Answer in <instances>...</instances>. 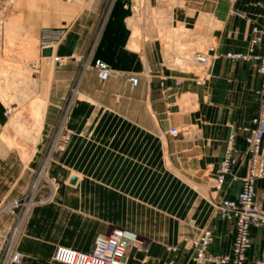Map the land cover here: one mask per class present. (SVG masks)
I'll return each mask as SVG.
<instances>
[{
    "label": "crops",
    "instance_id": "crops-1",
    "mask_svg": "<svg viewBox=\"0 0 264 264\" xmlns=\"http://www.w3.org/2000/svg\"><path fill=\"white\" fill-rule=\"evenodd\" d=\"M132 1L113 0L101 22L97 12H81L55 48L60 63L44 60L37 66L35 96L46 102L45 119L53 120L63 105L58 86L66 89L77 81L81 97L68 123H41L30 159L38 172H27L17 160L18 172L11 176L8 151L0 155V207L9 204L11 194H24L32 179L41 183L33 194L38 201L20 223L14 247L22 258L14 264H54L56 246L90 251L96 235L114 228L131 234L126 264H192L190 240L204 229L212 234L209 254L230 255L233 224L220 219L212 204L236 196L246 162L226 176L220 189L214 176L232 132L236 148L244 150L246 133L237 128L250 126L256 114L260 75L256 60H230L224 54L247 51L252 27L263 20L264 0H176V9L168 11L169 26L193 20L196 36L202 34L203 18L210 23L206 37L218 57L201 84L194 71L175 66L184 50L175 46H183L184 37L178 42L174 36L180 33L165 27L167 41L161 42L153 28L128 21L135 17L127 9ZM93 59L110 66L113 73L106 80L97 79ZM85 61L90 66L83 70ZM128 74L138 77L137 85L127 82ZM181 94L190 95L205 122L192 125L194 115L181 108ZM180 120L189 121L190 133L180 129L173 137L165 132L179 130ZM51 132L58 133L49 145ZM62 132H68L66 140ZM255 200L264 213L261 180ZM7 215L0 210V221L5 219L0 249L7 243ZM262 255L264 225L253 226L244 264Z\"/></svg>",
    "mask_w": 264,
    "mask_h": 264
},
{
    "label": "rangeland",
    "instance_id": "rangeland-1",
    "mask_svg": "<svg viewBox=\"0 0 264 264\" xmlns=\"http://www.w3.org/2000/svg\"><path fill=\"white\" fill-rule=\"evenodd\" d=\"M112 1L0 0V155L3 150L4 152L8 151L11 176H15L18 172L19 163L17 160H21L20 165L26 168L27 172L31 171L30 169L36 170L33 169L34 164L30 162V159L34 151V144L39 137L41 123L47 121L58 125L68 123L70 121V111L75 102L81 97L77 91V81L66 89H64L65 85L58 86V92L64 93L63 105L59 114L53 120L47 117L45 119L43 112L46 102L43 98L35 96L38 89V78L33 77L37 73L38 64L44 60L54 63L55 48L62 41L65 31L76 16L81 12H97L99 22H101ZM176 6V0H133L127 4V9L132 11L135 17L129 18L128 21H135L140 25L153 28L161 42L167 41L163 28L175 29L176 32L180 33L174 36L175 40L179 42L182 37L185 39L184 45L180 42L183 46H175L178 50L182 47L184 49L179 50L180 55L174 61L175 66L198 73L200 67L192 65L189 58L193 52H204L206 47L210 45V39L206 37L207 31L210 29V23L209 20L203 18L201 20L202 34H196V36L193 20L186 19V24L178 23L176 28L172 27L171 24L169 26L168 11L176 9ZM44 28L63 29L61 38L53 47L54 57H52V54L50 57L41 56L38 45L41 31ZM196 30L199 31V28H196ZM139 36L142 37L141 33H139ZM41 86H43L42 83ZM42 88L44 89V86ZM179 97L181 108L191 110L194 115L191 120L193 126L205 122L206 119L201 108L194 107L193 99L190 98L189 94H181ZM90 117L94 120L97 119V115L94 114ZM109 121L115 120L111 119ZM181 122L182 126L179 127V130L182 129L185 134L190 133L189 128L186 127L189 121ZM57 133L51 132V135H48L47 143L49 145L54 144ZM67 135L68 132H62V139L66 140ZM57 148L59 149V146ZM38 171L39 169L36 170V172ZM174 180L177 182L176 178ZM40 184L38 179H32L24 194L14 196L11 194L12 200L25 197L26 204L15 210L16 217L5 210L8 214L7 228H11L16 220L20 224L30 204L38 201L33 194L37 188L39 189ZM34 185L36 189L32 188ZM14 188H16V185ZM214 202L212 205L215 204ZM7 205L0 207V210L4 211ZM5 216L6 214H4V218ZM4 218L0 222H3ZM4 236L9 239L10 231L8 230Z\"/></svg>",
    "mask_w": 264,
    "mask_h": 264
},
{
    "label": "built area",
    "instance_id": "built-area-1",
    "mask_svg": "<svg viewBox=\"0 0 264 264\" xmlns=\"http://www.w3.org/2000/svg\"><path fill=\"white\" fill-rule=\"evenodd\" d=\"M234 13L238 16L242 15L237 11ZM62 34V28L42 29L39 50L53 49ZM217 57L218 54L211 44L206 47L204 52L196 51L190 56L189 62L200 67V71L195 72L197 84L209 79L212 63ZM224 57L230 60H256L258 62L257 72L260 75V86L256 91L257 109L250 126L237 128L246 133L243 137L245 146L243 152L236 148L235 133L232 132L227 138L222 158L215 170L214 187L220 189L226 176L232 174L243 160L246 162V172L242 177L241 187L236 196L233 198L220 197L214 204L217 216L231 222L234 227L230 255L213 256L209 254L212 234L210 230L204 229L197 237L190 240V247L193 251L192 264H204L206 261L215 264H244L245 254L250 247L251 227L264 225V213L255 200L256 182L258 180L264 182V17L259 26L252 27L247 51L227 52ZM54 62L60 63V58L54 57ZM88 66V61L83 62V69ZM91 66L100 81L106 80L113 73L110 66L101 59H93ZM126 80L131 86L138 83L136 75L128 74ZM176 84H180V80H176ZM165 132L175 137L180 130L169 127ZM32 188L36 189V186L34 185ZM25 204V197H20L12 200L4 209L16 217L15 210ZM19 229L20 224L16 220L9 228V239L4 237V242L7 243L3 249H0V264H14L21 260V252L14 247ZM130 237L131 234L128 231L114 228L108 234L96 235L90 251H78L58 245L54 249L51 262L54 264H126V251L130 244ZM253 264H264V255L254 260Z\"/></svg>",
    "mask_w": 264,
    "mask_h": 264
},
{
    "label": "water",
    "instance_id": "water-1",
    "mask_svg": "<svg viewBox=\"0 0 264 264\" xmlns=\"http://www.w3.org/2000/svg\"><path fill=\"white\" fill-rule=\"evenodd\" d=\"M52 54V49L51 48H45L41 50V56L42 57H50Z\"/></svg>",
    "mask_w": 264,
    "mask_h": 264
},
{
    "label": "bare ground",
    "instance_id": "bare-ground-1",
    "mask_svg": "<svg viewBox=\"0 0 264 264\" xmlns=\"http://www.w3.org/2000/svg\"><path fill=\"white\" fill-rule=\"evenodd\" d=\"M159 26H160V25H159ZM52 50H53V49H52ZM185 57H186V56H185ZM185 57H184V58H185Z\"/></svg>",
    "mask_w": 264,
    "mask_h": 264
}]
</instances>
